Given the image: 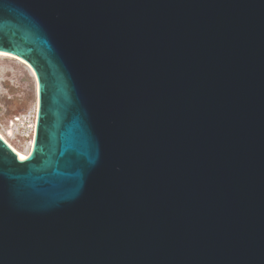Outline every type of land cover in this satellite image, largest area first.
I'll return each instance as SVG.
<instances>
[{
    "label": "water",
    "instance_id": "95a60500",
    "mask_svg": "<svg viewBox=\"0 0 264 264\" xmlns=\"http://www.w3.org/2000/svg\"><path fill=\"white\" fill-rule=\"evenodd\" d=\"M0 55V264H264V0H0Z\"/></svg>",
    "mask_w": 264,
    "mask_h": 264
},
{
    "label": "rangeland",
    "instance_id": "374dc122",
    "mask_svg": "<svg viewBox=\"0 0 264 264\" xmlns=\"http://www.w3.org/2000/svg\"><path fill=\"white\" fill-rule=\"evenodd\" d=\"M36 94V80L28 66L13 56L0 55V131L8 133L15 123L18 128L10 142L24 152L30 140L20 130L35 111Z\"/></svg>",
    "mask_w": 264,
    "mask_h": 264
},
{
    "label": "bare ground",
    "instance_id": "6f19581e",
    "mask_svg": "<svg viewBox=\"0 0 264 264\" xmlns=\"http://www.w3.org/2000/svg\"><path fill=\"white\" fill-rule=\"evenodd\" d=\"M16 58V57H15ZM19 59V58H18ZM19 60H21V59H19ZM22 62H24L23 60H21ZM27 66H28V68L31 70V72H32V74H33V76H34V78H35V80H36V87H37V94H36V96H37V102H36V107H35V111H34V116L36 117V112H38V108H39V93H38V91H39V86H38V80H37V76H36V74H35V71L31 68V66H29L26 62H24ZM15 120H17V119H15ZM18 121V120H17ZM29 122V124H30V126H29V128L30 127H33V129H34V127H35V121H32V120H28ZM19 126V125H18ZM20 127V126H19ZM18 127H17V125L15 124V123H12V125H11V129L9 130V132L8 133H6V134H3L1 131H0V138H1V140H3L12 150H13V152H15L16 153V155L18 156V158L19 159H21V157H24V159H21L22 161L23 160H27L31 155H32V153H33V147H34V138H33V135H28L29 137H26V138H28V140H30V143L29 144H27V148H26V150H25V152L24 151H20V150H18V149H16L12 144H11V142H10V138H12L13 137V135L15 134V130L17 129ZM21 128V127H20ZM23 128V127H22ZM21 128V129H22ZM29 128H28V130H29ZM28 131H26V133H27ZM29 133H30V131H29Z\"/></svg>",
    "mask_w": 264,
    "mask_h": 264
},
{
    "label": "built area",
    "instance_id": "2783aa9c",
    "mask_svg": "<svg viewBox=\"0 0 264 264\" xmlns=\"http://www.w3.org/2000/svg\"><path fill=\"white\" fill-rule=\"evenodd\" d=\"M34 114L35 113L33 112V114H31V116L28 117V120L35 121L34 129H33V127L29 128L30 124L28 123L29 121H27V125L22 126L23 128L20 130L21 132L24 133L25 137H29L30 135H33V138H34V136H35L38 112H36V117L34 116ZM28 128H29V130H28ZM26 131H28V132L26 133ZM29 131H30V133H29Z\"/></svg>",
    "mask_w": 264,
    "mask_h": 264
},
{
    "label": "snow or ice",
    "instance_id": "6c2138e0",
    "mask_svg": "<svg viewBox=\"0 0 264 264\" xmlns=\"http://www.w3.org/2000/svg\"><path fill=\"white\" fill-rule=\"evenodd\" d=\"M21 159H24V157H21Z\"/></svg>",
    "mask_w": 264,
    "mask_h": 264
}]
</instances>
